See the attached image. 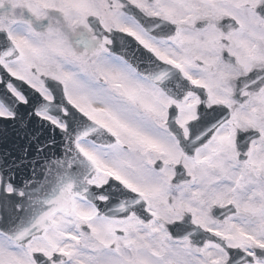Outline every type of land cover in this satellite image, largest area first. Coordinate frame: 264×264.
Returning <instances> with one entry per match:
<instances>
[{"label":"snow or ice","instance_id":"obj_1","mask_svg":"<svg viewBox=\"0 0 264 264\" xmlns=\"http://www.w3.org/2000/svg\"><path fill=\"white\" fill-rule=\"evenodd\" d=\"M0 264H264V0H0Z\"/></svg>","mask_w":264,"mask_h":264}]
</instances>
